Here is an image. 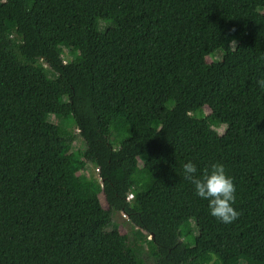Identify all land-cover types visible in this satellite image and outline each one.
Returning <instances> with one entry per match:
<instances>
[{"label": "trees", "instance_id": "16d2710c", "mask_svg": "<svg viewBox=\"0 0 264 264\" xmlns=\"http://www.w3.org/2000/svg\"><path fill=\"white\" fill-rule=\"evenodd\" d=\"M241 256L264 264V0H1L0 264Z\"/></svg>", "mask_w": 264, "mask_h": 264}, {"label": "rangeland", "instance_id": "374dc122", "mask_svg": "<svg viewBox=\"0 0 264 264\" xmlns=\"http://www.w3.org/2000/svg\"><path fill=\"white\" fill-rule=\"evenodd\" d=\"M1 1V0H0ZM211 58H221V52L216 51L215 54ZM207 60H210L209 57H207ZM30 62H35V59H31ZM49 120L54 123H59L61 130L64 134H75V139L72 144V149L66 154L67 159L72 162L74 165H79L80 160L83 159V156L81 155V152L79 150H82L83 141L81 137L78 135V130L76 128L75 122L71 115H66L65 117L59 119L55 116H50ZM88 174H92L94 176L97 175L96 168L91 164H86L84 167L79 168L77 171L78 177H83ZM103 207H107L106 202L103 200L102 196H100ZM113 221L117 223V228L120 232H125L130 240L137 246V249L140 255H143L146 257L147 255L151 254L153 250L155 249V246L151 242H146L144 239L145 236L143 235V232L138 230L127 218V216L120 211H116L113 213ZM140 247V248H138ZM239 264H259L258 262L249 259L245 256H241V259L239 260Z\"/></svg>", "mask_w": 264, "mask_h": 264}, {"label": "built area", "instance_id": "2783aa9c", "mask_svg": "<svg viewBox=\"0 0 264 264\" xmlns=\"http://www.w3.org/2000/svg\"><path fill=\"white\" fill-rule=\"evenodd\" d=\"M131 195H128V198L130 197Z\"/></svg>", "mask_w": 264, "mask_h": 264}]
</instances>
